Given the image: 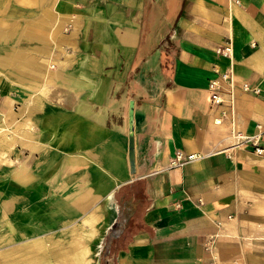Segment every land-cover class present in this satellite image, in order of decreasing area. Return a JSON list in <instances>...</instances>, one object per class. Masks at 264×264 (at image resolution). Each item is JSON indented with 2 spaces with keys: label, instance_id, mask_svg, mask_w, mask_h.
I'll list each match as a JSON object with an SVG mask.
<instances>
[{
  "label": "crops",
  "instance_id": "obj_1",
  "mask_svg": "<svg viewBox=\"0 0 264 264\" xmlns=\"http://www.w3.org/2000/svg\"><path fill=\"white\" fill-rule=\"evenodd\" d=\"M4 2L0 264H264V0Z\"/></svg>",
  "mask_w": 264,
  "mask_h": 264
},
{
  "label": "built area",
  "instance_id": "obj_2",
  "mask_svg": "<svg viewBox=\"0 0 264 264\" xmlns=\"http://www.w3.org/2000/svg\"><path fill=\"white\" fill-rule=\"evenodd\" d=\"M228 49V47H226ZM221 81H225L227 84V88H223L221 85L220 80L218 79H210L208 82V89L210 91V102L214 104H220L224 101L222 97V93L228 92L231 93V90L234 87V81L231 76L230 71H224L220 73ZM242 87L244 89H248V85L243 83ZM231 101V99H230ZM219 121V120H216ZM260 128V125H259ZM263 131H258L257 133L253 134H243L237 132L235 136L237 137V144H245L248 145L253 153L256 155L263 156L264 155V145L261 144V134ZM197 153H188L184 155L182 151L177 150L175 151L174 156L170 159V166H176L182 164L185 160H190L198 157Z\"/></svg>",
  "mask_w": 264,
  "mask_h": 264
},
{
  "label": "water",
  "instance_id": "obj_3",
  "mask_svg": "<svg viewBox=\"0 0 264 264\" xmlns=\"http://www.w3.org/2000/svg\"><path fill=\"white\" fill-rule=\"evenodd\" d=\"M132 158H133V155H132V137L130 136V142H129V159H130V162H132Z\"/></svg>",
  "mask_w": 264,
  "mask_h": 264
},
{
  "label": "rangeland",
  "instance_id": "obj_4",
  "mask_svg": "<svg viewBox=\"0 0 264 264\" xmlns=\"http://www.w3.org/2000/svg\"><path fill=\"white\" fill-rule=\"evenodd\" d=\"M3 0H1V2H2ZM5 2L4 3H1L2 5L3 4H6L7 2L6 1H10V0H4ZM11 1H13L12 3H14V1H16V0H11ZM17 5V4H16ZM17 6H19V7H21V5H17ZM2 13H4V12H2ZM2 13H0V16H6V15H3Z\"/></svg>",
  "mask_w": 264,
  "mask_h": 264
},
{
  "label": "bare ground",
  "instance_id": "obj_5",
  "mask_svg": "<svg viewBox=\"0 0 264 264\" xmlns=\"http://www.w3.org/2000/svg\"><path fill=\"white\" fill-rule=\"evenodd\" d=\"M2 63V62H1ZM38 247V246H37ZM31 250V249H30ZM23 251V250H22ZM29 251V250H28ZM24 252V251H23ZM35 252V251H34ZM43 252V251H42ZM14 261V260H13ZM19 261V260H18ZM34 261V260H33ZM10 263V262H9ZM12 263V262H11ZM70 263H71V261H70ZM15 264V263H14Z\"/></svg>",
  "mask_w": 264,
  "mask_h": 264
}]
</instances>
